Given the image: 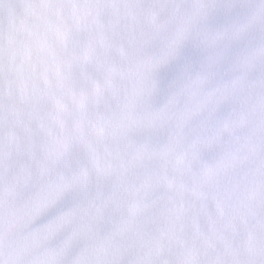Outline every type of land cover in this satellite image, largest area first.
<instances>
[{
	"label": "snow or ice",
	"instance_id": "obj_1",
	"mask_svg": "<svg viewBox=\"0 0 264 264\" xmlns=\"http://www.w3.org/2000/svg\"><path fill=\"white\" fill-rule=\"evenodd\" d=\"M0 264H264V0H0Z\"/></svg>",
	"mask_w": 264,
	"mask_h": 264
}]
</instances>
